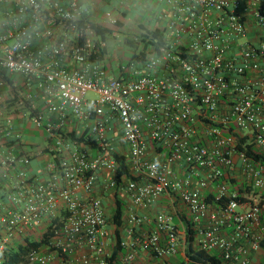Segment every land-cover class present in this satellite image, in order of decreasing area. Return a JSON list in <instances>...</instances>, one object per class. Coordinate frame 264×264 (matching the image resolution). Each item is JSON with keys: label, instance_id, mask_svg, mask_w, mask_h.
I'll return each mask as SVG.
<instances>
[{"label": "built area", "instance_id": "obj_1", "mask_svg": "<svg viewBox=\"0 0 264 264\" xmlns=\"http://www.w3.org/2000/svg\"><path fill=\"white\" fill-rule=\"evenodd\" d=\"M166 6L159 16L165 45L152 46L141 66L124 67L128 76L113 77L93 58L104 42L98 46L90 30L84 40L79 22L87 11L76 0H0V91L3 73L16 75L28 92L43 94L53 115L24 113L50 139L36 172L37 154L17 152L24 139L13 119L2 129L0 264L16 241L33 234L40 242L49 232L27 264H111L116 227L109 229L104 198L94 194L101 175L105 190L120 189L132 200L119 228L125 250L119 264H139V251L177 264L169 259L185 250V225L179 229L175 213L153 218L136 211L165 195L184 205L199 249L227 264H264V162L236 150L240 134L264 155V35L258 43L248 39L251 22L264 34V0ZM70 115L89 121L96 150L62 136ZM150 143L163 159L148 157ZM117 155L134 177L122 176L120 186ZM216 183L211 202L203 191ZM145 225L154 228L138 232Z\"/></svg>", "mask_w": 264, "mask_h": 264}, {"label": "crops", "instance_id": "obj_2", "mask_svg": "<svg viewBox=\"0 0 264 264\" xmlns=\"http://www.w3.org/2000/svg\"><path fill=\"white\" fill-rule=\"evenodd\" d=\"M82 7V9L86 10L91 19L93 21H96L100 24H102L105 27H110L114 29L113 20H109L108 17H111L113 15L117 18L122 24L124 33V40H126L127 37H133L138 38L140 34L145 33V29H159L161 32L164 33L163 27L164 22L160 20L159 16L163 12V10L167 7L166 6V0H132L129 3L121 4L118 2H106L102 0H76ZM246 5V7H256L251 4L247 5L246 3H243ZM119 16V18H118ZM136 19L137 22H133L131 25L128 22V20H134ZM117 22V21H116ZM115 22V23H116ZM129 28H132L129 30ZM128 29V30H127ZM57 30L60 35L63 34V29L60 27H57ZM129 31V32H128ZM132 31V32H130ZM116 30L114 31V35L116 34ZM94 34V39H96L99 43L103 42L100 40L99 37ZM263 31L258 28L253 22L250 23L249 27V41L252 43H258L262 36ZM88 39H89V33H88ZM105 46L107 47V41L104 42ZM118 56V55H117ZM115 59L112 58V55L109 54L108 50L106 55L103 58V63L109 73L110 76L113 77H119V76H128V69L124 70L123 68L128 66L131 61H129L128 64L124 63H116L114 61ZM133 62H138L137 66H141L143 64V60L136 59ZM73 65V63H72ZM10 78L14 79V86L9 84L6 81V86L1 89V93H6L14 90V95L12 98H8L3 102L2 104L7 106H15L14 110L3 117V121L1 125L4 127L5 122L7 119L12 118L15 127L18 131H20L23 134V143L17 146V152L20 150L22 151H32L36 155L35 162H34V168L33 172L39 171L38 166L40 167L43 165L45 159H42L43 155L47 152V147L50 144V139L47 134V132L44 131V133L36 134L35 127L31 123L30 119L28 117L24 116L25 112H32L33 108H40L42 110L41 113H43L48 119L52 118L53 115L49 114L47 111V107L44 102L43 94L40 92H28L24 88V82L23 80L16 76L12 75L9 76ZM4 91V92H2ZM29 97V99H28ZM2 102V101H1ZM30 102V105L28 104ZM32 104V106H31ZM115 126V124H114ZM116 138L119 142L120 151L124 154L127 153V148L123 143V136H122V130L120 129V126L117 124L116 126ZM65 129L68 132H76L77 135H81L85 131H89V121H80L76 118H74L72 115H70V118L66 124ZM206 142V141H204ZM121 147L123 149H121ZM82 150L89 153V146H86L84 148H81ZM93 154H95L93 152ZM164 151L160 149L156 144L150 143L149 149H148V157L151 160H160L164 157ZM175 169L179 175V177H183L184 171H180V167L175 166ZM105 184V177L104 175H101L99 179V186L97 187L95 191L96 196H101L104 198L107 215L109 217L112 216L116 205H117V198L122 200L125 203V213L128 211L130 207H132V200L131 198L122 190L120 189H111V190H105L104 188ZM216 184L213 186L205 189L203 191V196L209 201L214 200V196L216 194ZM141 215H149L151 217H155L158 213L163 212H171L175 213V222L179 229L183 230L184 227V218L188 219V212L185 209L184 205L180 202L178 199V196H163L154 206H152L149 209H137L136 210ZM112 226H109V229H111ZM154 228V225H145L141 230L138 232L143 233L144 231L150 232ZM132 239V237H129V240ZM139 264H149V261L152 260V264H159L158 260L155 259L152 255L146 254L142 251H139ZM170 262H174L177 264H181L185 262V264H189L186 256L185 251H181L180 254L176 257H173L169 259Z\"/></svg>", "mask_w": 264, "mask_h": 264}, {"label": "trees", "instance_id": "obj_3", "mask_svg": "<svg viewBox=\"0 0 264 264\" xmlns=\"http://www.w3.org/2000/svg\"><path fill=\"white\" fill-rule=\"evenodd\" d=\"M117 27H122L123 24L120 21L115 23ZM79 28L85 32V39L88 38L89 30L94 32L97 37L100 38L103 42L108 41L110 37L114 35L115 29L110 27H105L102 24L93 21L91 17L87 15H83L82 19L79 22ZM164 33L161 32L159 29H145V33L142 35V41L144 43L143 50L137 53V45H138V38L127 37L125 42L126 44L131 47L134 51V54L131 57V62L136 59H141L145 61L148 58V54L152 46H162L165 45L164 41ZM155 40H158L156 43ZM98 46H101L98 43ZM107 53V47H101V51L94 54L93 58L98 60H103L104 56ZM130 64V63H129ZM5 80L13 85L14 79L10 78L8 75L3 73ZM30 105V102H28ZM32 106V104H31ZM42 110L40 108H33L31 116H35L41 113ZM2 129L3 126L0 125V136H2ZM62 136L65 139H69L70 141L74 142L75 144L79 145L80 148H84L86 146L93 147L96 150V144L91 140V136L89 135V131H85L80 136L77 135L76 132H68L66 129L60 131ZM204 143V141H200ZM13 144V142L11 143ZM236 150L238 152H244L249 157L254 158L255 160H260L264 162V155L255 147L254 144L250 142V138L248 136H242L240 134L236 135ZM117 159L121 162V168L118 173L117 181L120 186L122 183V176H125L127 179H133L134 177L131 175L130 169L126 163V157L122 155H117ZM118 186V188H119ZM215 200L211 201L214 202ZM125 203L117 198V205L112 214L109 218V225L112 227H116V234L117 242L113 244L112 250L113 254L110 259L111 264H119L121 255L124 254L125 250L121 246V239L123 238V234L120 231V227L124 224V217H125ZM60 222V220H59ZM58 223V221L56 222ZM184 225L186 227V239H185V256L189 262V264H227L221 257V255L215 251H205L201 250L196 245V233L192 227V223L184 218ZM50 229L53 226L49 227ZM50 232L45 235V240L48 239ZM45 240L37 241L33 234L29 235L24 242H20L17 248L13 247L7 252L6 261L4 264H27V257L31 250L37 248L41 244L45 242ZM185 264V262L181 263Z\"/></svg>", "mask_w": 264, "mask_h": 264}, {"label": "rangeland", "instance_id": "obj_4", "mask_svg": "<svg viewBox=\"0 0 264 264\" xmlns=\"http://www.w3.org/2000/svg\"><path fill=\"white\" fill-rule=\"evenodd\" d=\"M108 18H109V20H113L115 22L119 21L113 15H111V17H108ZM118 18H119V16H118ZM115 22H113L112 25H114V27H115L114 29L116 30L117 33L115 34V36H112V37H110L108 39V41H107V50H108L109 54L112 55V58L115 59L114 61H116V63L128 64L129 61H131V57L134 54V51H133V49L131 47H129L126 44V42L124 40V35H126V34H123L124 33L123 27H117L115 25ZM133 22H137V20L136 19L130 20V21L128 20L127 23H129L131 25ZM131 29L132 28H129V30H131ZM130 32H132V31H130ZM143 34H140L138 36L137 53L141 52L143 50V47H144V43L142 41V35ZM93 36H94V34H93ZM2 92H4V91H2ZM13 95H14V90L13 91L10 90V92H7V94L6 93H1V95H0V125H1V123L3 121V117H5L9 113H11L14 110V107H15V106H7V107H5L6 105H4L2 103L5 102V100L8 99V98H12ZM89 96L91 97V96H94V95L93 94H89ZM35 132H36V134L44 133V130L35 128ZM20 242H21V240L16 241L13 247L17 248V246H18V244ZM152 263H153L152 260L149 261V264H152Z\"/></svg>", "mask_w": 264, "mask_h": 264}]
</instances>
